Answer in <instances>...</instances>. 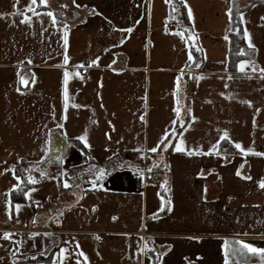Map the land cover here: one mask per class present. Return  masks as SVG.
I'll use <instances>...</instances> for the list:
<instances>
[{
    "label": "crops",
    "instance_id": "crops-1",
    "mask_svg": "<svg viewBox=\"0 0 264 264\" xmlns=\"http://www.w3.org/2000/svg\"><path fill=\"white\" fill-rule=\"evenodd\" d=\"M182 1L196 42L173 28L170 0H47L43 9L0 0L11 13L0 15V260L18 264L53 245L49 263L25 264H225L232 239L264 248V156L255 154L264 153V0L239 3L248 55L235 70L233 0ZM188 80L197 94L184 93ZM56 132L70 142L57 158L61 184L56 158L49 173L37 168ZM153 147L164 150L154 177L117 167L96 178L110 158ZM23 163L35 182L12 202ZM83 166L78 182L73 169Z\"/></svg>",
    "mask_w": 264,
    "mask_h": 264
},
{
    "label": "trees",
    "instance_id": "trees-1",
    "mask_svg": "<svg viewBox=\"0 0 264 264\" xmlns=\"http://www.w3.org/2000/svg\"><path fill=\"white\" fill-rule=\"evenodd\" d=\"M242 0H233L232 3V9H231V16H232V24L231 29L228 33V37L230 39V53H229V61H228V68L231 70H235L237 67V64L240 59L246 57L248 55V50L246 46V40L244 36V29L240 21V16L238 13L241 12L242 7L239 6V3ZM260 1V0H252V2ZM47 8L45 4H41L40 0H38V9ZM169 19L172 23L173 28L176 29H182L184 30L188 36L192 35L193 32L190 28V19L188 17V11L183 3L182 0H170V14ZM191 51L194 56V63L192 64V68H200L204 65V56L201 48L195 44L191 43ZM187 119H185L186 123ZM184 124L178 123L176 126V129L173 134V140L177 137V135L180 133L182 127ZM225 144V143H224ZM76 145L80 146L84 151L87 149L81 145L79 142L76 143ZM163 152L164 150H160L155 153H148L146 156L140 155L139 153H133L129 157H113L110 158L105 164H103V167L106 169V171H109L110 169H115L117 167H134L140 170H145V173L148 178L154 177L157 170L162 165L163 160ZM141 158H145L144 164L138 162V160H141ZM60 159H54V164H56V176L59 181V184H61L62 180V168L60 164ZM27 166L26 163H23L21 167L18 169V174L22 177V183L17 188L14 189L11 193V199L12 202H18V201H24L26 200V195L28 189L32 186L33 182L29 180L28 177L24 176L25 167ZM73 169V168H72ZM91 168L89 166H83L80 169H73V172L78 173V182L82 180V172H87ZM74 189V188H73ZM77 191H79V187L76 186ZM167 207L165 208V210ZM238 240L232 239L229 241L226 253H227V261L228 264H236V263H244V262H263L262 257L260 254H252L248 253L245 249L243 253L239 252V249L242 247V245L237 244ZM57 246H50L49 249L44 253L36 254L33 257L25 258L24 260H19L18 264H25L27 262H46L49 263L54 251L56 250ZM157 258L154 257V264L157 263Z\"/></svg>",
    "mask_w": 264,
    "mask_h": 264
},
{
    "label": "snow or ice",
    "instance_id": "snow-or-ice-1",
    "mask_svg": "<svg viewBox=\"0 0 264 264\" xmlns=\"http://www.w3.org/2000/svg\"><path fill=\"white\" fill-rule=\"evenodd\" d=\"M166 2H167V0H166ZM31 3H32V4H35V3H36V0H31ZM40 3H41V4H46V3H47V0H40ZM73 3H75V0H73ZM185 6H187L186 3H185ZM15 7H16V5L13 4V8H15ZM28 10H29V11H32V9H31L30 7H29ZM228 11H229V15H230V17H231V9H229ZM10 14H11V13H8V14L0 13V15H10ZM16 14H19V13H16ZM47 15H48V16H53V13H52V12H48ZM238 15H239L240 18H241V22H243V13H238ZM188 17H189V19L192 18V13H191V10H190V9H189V11H188ZM53 19H54V17H53ZM261 19H264V17H262ZM22 22H29V23H30V22H31V18H30L29 16L25 15L24 18H23V21H22ZM131 30H132L131 28L127 29V31H129V32H131ZM244 36H245V38H248L249 33L247 32V30L244 31ZM225 39H227V37H225ZM122 42H123V41H121V43H122ZM65 45L67 46V35H65ZM249 46L252 47L253 45H251V43H249ZM189 59H191V56H189ZM64 62H65V63L68 62V57H67V56L64 57ZM92 63L95 64L96 61L93 60ZM246 63H247V61H241V64H240L241 70H243L244 65H245ZM260 71H261L262 74H264V68L260 69ZM68 76H69V73H68V72H65V74H64L65 83H67ZM21 82H22V83H27V81L23 80V78H21ZM66 91H67V90L65 89V92H66ZM242 102H244V103H249V105L251 104L250 101H242ZM66 106H67V105H66ZM178 111H179V110L177 109V112H178ZM257 111H258V110H257ZM141 119H143V117H141ZM226 137H228V133H227V132H225L224 135L221 136V139H225ZM78 139L81 140V141H83L84 144H85V146H88V144H87V140H86V134H85V135H82V136H80V137H78ZM229 139H230V137H229ZM182 143H183V141H181L179 144H177L175 150L184 151L185 149H183V148L181 147V144H182ZM233 143H234L235 148L240 149L241 152H252V151H253L251 148L244 149V148L241 146V144H240L239 142H233ZM164 147L166 148V147H167V144H165ZM150 151L153 152V153H155V152L157 151V148H156V147H153V148L150 149ZM188 154L191 155L192 153L189 152ZM255 154H256V155L264 156V153H260V152H257V153H255ZM103 173H104V169H100V172L98 173V175H101V176H102ZM44 174H45V173L42 171V172H41V175H44ZM239 174H240V173H239V170H238V171H237V175H239ZM247 178L250 179V177H247ZM16 179L19 180L20 177H16ZM29 180H30L31 182H33V183L35 182V181L33 180L32 177H29ZM259 186H260V187H264V180H261V181L259 182ZM64 187H69V185L67 184V182H65ZM25 195L27 196V193H25ZM16 207H17V209H18L20 206L17 205ZM168 211H171V207L168 208ZM113 219H115V217H113ZM10 235H11L10 233H4V237H5V238L10 237ZM97 239H98V237H97ZM225 243H227V241H226ZM236 243L239 244V245H242V247L239 249V252H240V253H243L244 250L246 249L248 253H252V254H260L261 257H262V261H264V248H258V247H255V246L252 245L251 243H246V242H244V241H237ZM60 251H61V253H63V252L65 251V249H61ZM81 255H84V254L81 253ZM226 256H227V253H226ZM225 264H228L227 259L225 260Z\"/></svg>",
    "mask_w": 264,
    "mask_h": 264
},
{
    "label": "water",
    "instance_id": "water-1",
    "mask_svg": "<svg viewBox=\"0 0 264 264\" xmlns=\"http://www.w3.org/2000/svg\"><path fill=\"white\" fill-rule=\"evenodd\" d=\"M190 38L193 42H196V36L195 35H191ZM69 147H70V142L63 135H61L58 132L54 133L53 138H52L50 154L44 161H42L40 164L37 165V168L41 172L43 171L44 173H49L52 160L54 158L63 157L66 154L67 149ZM101 169H104V173L102 176L98 175V173L100 172V170H99L96 173V178H98V179H102L103 177H105L107 175L105 168H101Z\"/></svg>",
    "mask_w": 264,
    "mask_h": 264
},
{
    "label": "built area",
    "instance_id": "built-area-1",
    "mask_svg": "<svg viewBox=\"0 0 264 264\" xmlns=\"http://www.w3.org/2000/svg\"><path fill=\"white\" fill-rule=\"evenodd\" d=\"M183 91L186 95H195L197 94L198 89L193 81L188 80L183 87Z\"/></svg>",
    "mask_w": 264,
    "mask_h": 264
},
{
    "label": "rangeland",
    "instance_id": "rangeland-1",
    "mask_svg": "<svg viewBox=\"0 0 264 264\" xmlns=\"http://www.w3.org/2000/svg\"><path fill=\"white\" fill-rule=\"evenodd\" d=\"M144 161H145V158H143V159L141 158V160H138V162L141 163L142 165L144 164ZM23 245H24V244H23ZM1 255H2V254H0V258H2ZM21 256H22L23 259H25V258H27L29 255H28V253H25V252H24V253L21 254ZM0 261H1L3 264H6L7 262L11 263V259H10V257H8V260H7V261H3V260H0Z\"/></svg>",
    "mask_w": 264,
    "mask_h": 264
}]
</instances>
